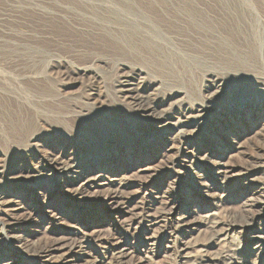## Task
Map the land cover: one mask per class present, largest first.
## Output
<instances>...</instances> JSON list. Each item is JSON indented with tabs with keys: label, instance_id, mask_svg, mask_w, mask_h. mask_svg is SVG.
Wrapping results in <instances>:
<instances>
[{
	"label": "rangeland",
	"instance_id": "rangeland-1",
	"mask_svg": "<svg viewBox=\"0 0 264 264\" xmlns=\"http://www.w3.org/2000/svg\"><path fill=\"white\" fill-rule=\"evenodd\" d=\"M64 1L0 0V193L31 200L30 191L38 186L43 234L36 248L74 232V237L87 234L84 250L105 263L126 243L134 249L132 264H264V254L252 253L253 239L264 238V100L255 79L218 61L212 48L211 59L192 73L165 66L175 69L169 59L174 51L207 52L198 42L196 32L202 31L179 15L180 0H128L159 19L161 32H167L166 41L159 42L163 55L101 39L94 14L118 11L124 0H82L77 6ZM256 3L264 13V0ZM128 72L142 74L146 88L157 86L153 97L166 99L165 113L178 116L184 107L209 102L219 111H209L206 126L193 130L190 140L146 130L142 114L117 93ZM258 76L264 82V72ZM217 81L222 86L215 92ZM91 88L96 102L90 100ZM246 101L260 111H248ZM17 120L23 129H13ZM57 135L73 142L81 155H110L91 174L104 176L99 192L87 193L79 207L66 197L46 200L48 150L34 141ZM214 143L224 157H206ZM186 155L197 158L195 165L185 162ZM216 162L228 165L233 183L213 178L209 164ZM122 180V197L132 212L119 217L107 194ZM177 207L183 217L193 213L187 219L196 223L188 232L172 225ZM8 263L0 244V264Z\"/></svg>",
	"mask_w": 264,
	"mask_h": 264
},
{
	"label": "bare ground",
	"instance_id": "bare-ground-1",
	"mask_svg": "<svg viewBox=\"0 0 264 264\" xmlns=\"http://www.w3.org/2000/svg\"><path fill=\"white\" fill-rule=\"evenodd\" d=\"M67 1L69 4L79 5L82 0ZM89 1L93 2L94 0ZM176 4L181 5V7L179 6L181 8L179 15L189 21L193 29L202 31L196 32L199 38L198 42L203 45V48L206 47L203 51L207 52L191 51V53H175L174 51L169 59L175 69H173L167 61L165 62L167 63L165 66L176 72L180 71L179 68H177L179 66L184 73H192L196 68L201 67L211 59H209L208 51L212 48L214 49V53L219 55L218 61H223L225 64H228L235 73H240L244 78H254L255 83L260 88H258V91L261 93L262 100H264V82H262L259 78L260 76H258L264 72V13L259 9L256 0H215L214 2L213 0H180V2ZM217 5L220 6L221 10L216 9ZM212 6L216 10H213L211 8ZM105 12L107 11L105 10ZM151 13V10L146 11L141 7H133L128 0H124L118 11L112 12L111 14H104L103 16L102 13L98 12L97 15L94 14V17L96 21L101 22L99 28L102 32H98V34L101 36L102 40L107 39L110 40L113 45L121 44L125 47H130L134 52L143 49L147 54L156 53L163 55V47L159 42L166 41L167 32H161L159 19L155 20L153 17L154 15L152 16ZM156 18L158 17L156 16ZM171 35H174V32ZM189 51L190 50H188V52ZM142 78L143 76L140 73H124L120 78L117 93L119 97L125 102H128L135 111L142 114L141 120L143 122L141 124L144 125L143 127H145L146 130L155 129L167 136L174 132L173 134H176L175 136H182L184 138L183 140L191 139L193 138V130L197 132V128L198 130H202L204 126H206L208 122L207 114L209 111L214 108L216 112L219 111V108H216L214 103L209 102L208 104H192L189 105V107H184L178 116L165 113L164 109L166 106H164V104L166 99L162 102L156 101V98L153 96L154 92L158 90L155 88L157 86L153 89L146 88ZM257 79L260 80L259 83ZM221 86V82H215V92ZM90 98H92L90 99L92 102H96L98 99L96 91L92 88ZM244 105L249 108L248 111H260L256 107H253L251 103L249 105L247 101ZM17 121L18 122L13 123L15 125L13 129H23L24 127L23 123L20 122L21 120ZM260 132L264 133V124ZM252 133H255V131H252ZM167 136L166 140H170ZM34 142L35 144L43 142V147L48 150V153H46V160L48 173L51 175V181L48 182L51 184L50 188L52 189L49 188L50 191L46 200L48 198L52 199L55 196L66 197L69 199L71 206L79 207L80 204L82 205L87 201L86 197L89 195L86 196L87 193H91L94 189L95 192H99L96 188H99L98 186H100V183L98 184V182H103L102 179H104V176L98 174L92 177L91 174L101 162L109 160L110 155L104 157H102L103 155H81L79 153L80 150L78 151V148L75 147L73 142L65 140L60 135L43 138V140L35 139ZM220 152L221 148L218 144L214 143L208 154L206 153V157L207 155L224 157V152L221 154ZM185 162L192 167L197 162V158L186 155ZM227 166L228 165L222 162L209 164L213 172V178L223 183H233L231 182L232 176H229L231 172ZM184 168L186 167L184 166ZM145 169L149 170L151 168L148 166ZM174 170L176 171V169ZM29 178H33V176ZM117 186L116 189L108 191L107 202L111 210H113L115 214H118L119 217H122L124 211L127 210V212L130 213L132 210L129 209L128 203H126L122 197L125 187L123 180L119 181ZM34 187L36 186L33 185L29 194L30 198H32L31 200H28V197V199L15 200L16 198H9L6 194L0 193V244L6 253L7 262L10 264H23L22 259H25L27 261L26 264H30V262H34V264H42L40 262H43V264H132L131 259L134 256V249L131 245L126 243L112 255V262L110 263H105L98 258L93 259V257L89 256V253L84 250L86 244L87 247L89 245V243H87L88 241H86L88 238L87 234H78L74 237V232H65L61 236H53L49 245L36 248L42 238L41 235L43 231L41 223L38 221L41 216V210L40 207H38L40 203L35 199V196L39 193L37 189L38 186L36 188ZM46 213L48 215V213H51V210ZM176 213L178 217H174L172 213V225H176L175 228L178 232H188L194 228L193 226H195L194 224L196 221L187 219L192 216V212H187L186 217H183L180 214V209L177 207L175 209V215ZM50 215H48L49 217H47V219L52 217ZM44 219L46 220V218ZM127 220H129V218L124 219V221ZM252 244L254 246L252 253L257 251L259 255L264 254L263 237L256 236ZM186 247L181 251H187L188 249H186Z\"/></svg>",
	"mask_w": 264,
	"mask_h": 264
}]
</instances>
